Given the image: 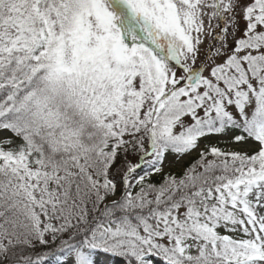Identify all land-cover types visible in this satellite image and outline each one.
Instances as JSON below:
<instances>
[{
  "label": "snow or ice",
  "instance_id": "snow-or-ice-1",
  "mask_svg": "<svg viewBox=\"0 0 264 264\" xmlns=\"http://www.w3.org/2000/svg\"><path fill=\"white\" fill-rule=\"evenodd\" d=\"M0 264H264V0H0Z\"/></svg>",
  "mask_w": 264,
  "mask_h": 264
}]
</instances>
